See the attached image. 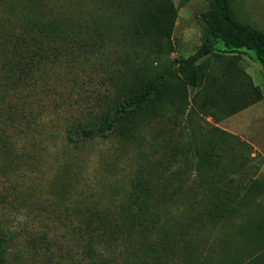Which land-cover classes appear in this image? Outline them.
Wrapping results in <instances>:
<instances>
[{
	"label": "trees",
	"instance_id": "trees-1",
	"mask_svg": "<svg viewBox=\"0 0 264 264\" xmlns=\"http://www.w3.org/2000/svg\"><path fill=\"white\" fill-rule=\"evenodd\" d=\"M106 3L116 9L86 21L51 8L46 0L0 1V166L8 170L15 154L11 135L23 130L19 107L27 99L11 98L33 91L72 58L102 65L115 42L123 53L111 95L66 138L74 144L113 139L131 148L137 160L113 207L93 205L84 211L85 264H228L212 247L216 233L223 232L218 243L226 244L232 232H225L224 224L239 218L251 198L263 197L264 184L249 181L240 194L233 151L200 147L204 139L192 130L187 136L181 131L176 140L166 135L180 123L187 130L199 114L218 123L263 99L240 54L253 52L264 79V30L241 20L232 0H211L201 14V46L186 58L169 59L177 17L171 0ZM217 42L223 51L216 49ZM210 132L221 142L227 135L217 127ZM181 161L187 168L180 169ZM181 207L185 217L176 212ZM252 223L253 230L244 235L251 247L229 264H264V214ZM203 232L214 237L208 245ZM7 244L0 234V264H6Z\"/></svg>",
	"mask_w": 264,
	"mask_h": 264
},
{
	"label": "rangeland",
	"instance_id": "rangeland-1",
	"mask_svg": "<svg viewBox=\"0 0 264 264\" xmlns=\"http://www.w3.org/2000/svg\"><path fill=\"white\" fill-rule=\"evenodd\" d=\"M103 1L46 0L51 8L86 21H98L116 9V5L110 8L108 0L104 5ZM171 1L177 8V17L171 37L173 51L168 58H186L204 40L201 14L208 10L211 0ZM232 7L241 20L264 30V0H232ZM114 43L101 58L102 65H83L72 58L66 66L43 77L33 91L25 89L11 98L27 102L19 107L23 130L11 135L15 154L8 170L0 166V234L8 243L6 264H85L86 240L81 230L84 211L93 205L111 208L122 196L135 167V152L122 148L113 139L74 144L66 138L73 127L88 118L97 103L111 95L123 53ZM215 46L218 51L225 49L220 42ZM240 56L242 67L262 90L263 99L218 123L199 114L191 119L187 130L181 123L169 127L166 139L176 140L181 131L187 136L192 130L204 139L200 147L233 151L238 170L235 183L241 184L242 194L249 181L264 184V79L253 52L242 50ZM211 127L227 133L221 136L222 142L215 140ZM210 137L215 141L206 142ZM180 163V169L187 168ZM180 209L176 212L185 217L187 210ZM239 214V218L224 224V231L232 232L227 243H218L223 232H217V242L212 245L228 264L251 247L244 239L245 231L253 230V217L264 214V196L251 198ZM203 235L208 236L206 244H210L213 235Z\"/></svg>",
	"mask_w": 264,
	"mask_h": 264
}]
</instances>
